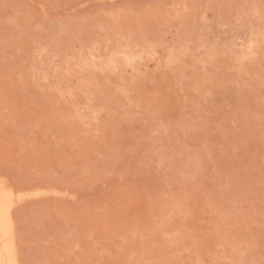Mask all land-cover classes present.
Segmentation results:
<instances>
[{
    "label": "rangeland",
    "instance_id": "obj_1",
    "mask_svg": "<svg viewBox=\"0 0 264 264\" xmlns=\"http://www.w3.org/2000/svg\"><path fill=\"white\" fill-rule=\"evenodd\" d=\"M0 182L19 264H264V0H0Z\"/></svg>",
    "mask_w": 264,
    "mask_h": 264
},
{
    "label": "bare ground",
    "instance_id": "obj_2",
    "mask_svg": "<svg viewBox=\"0 0 264 264\" xmlns=\"http://www.w3.org/2000/svg\"><path fill=\"white\" fill-rule=\"evenodd\" d=\"M10 190L6 183L0 182V264H19L15 255L17 228L12 219L13 212L9 208L11 198L18 193H11Z\"/></svg>",
    "mask_w": 264,
    "mask_h": 264
}]
</instances>
